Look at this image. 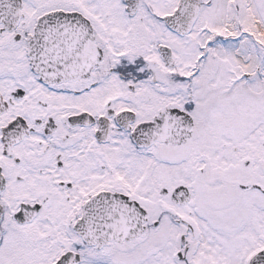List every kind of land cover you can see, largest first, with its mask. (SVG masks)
Segmentation results:
<instances>
[{
    "label": "snow or ice",
    "instance_id": "6c2138e0",
    "mask_svg": "<svg viewBox=\"0 0 264 264\" xmlns=\"http://www.w3.org/2000/svg\"><path fill=\"white\" fill-rule=\"evenodd\" d=\"M0 264H264V0H0Z\"/></svg>",
    "mask_w": 264,
    "mask_h": 264
}]
</instances>
